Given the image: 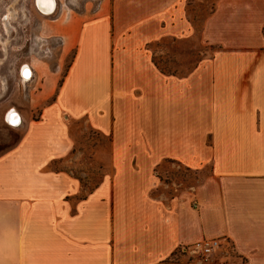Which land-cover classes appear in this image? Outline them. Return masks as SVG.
I'll return each mask as SVG.
<instances>
[{
    "label": "crops",
    "instance_id": "crops-1",
    "mask_svg": "<svg viewBox=\"0 0 264 264\" xmlns=\"http://www.w3.org/2000/svg\"><path fill=\"white\" fill-rule=\"evenodd\" d=\"M205 2L98 0L89 18L40 23L73 56L62 77L26 65L41 110L2 118L21 136L0 155V264H163L212 239L264 264V0ZM190 37L211 54L163 72L149 47ZM73 123L106 142L91 189L65 169L83 155ZM164 168L207 173L186 186Z\"/></svg>",
    "mask_w": 264,
    "mask_h": 264
},
{
    "label": "rangeland",
    "instance_id": "rangeland-1",
    "mask_svg": "<svg viewBox=\"0 0 264 264\" xmlns=\"http://www.w3.org/2000/svg\"><path fill=\"white\" fill-rule=\"evenodd\" d=\"M189 1L198 6L204 0ZM205 1H207L205 10L209 12L210 0ZM35 3L36 0H0V19L9 16V32H5L0 21V155L10 150L21 136V131L16 129L20 122L17 126H10L2 121L5 112L10 109L28 112L35 119L41 110L40 106L32 108V98L39 97L37 93L41 89V82L38 84L31 82L32 78L29 77V81L23 84L20 75L18 77L17 74L19 69L23 65L24 69L28 64L43 63V67L59 71L62 77L73 56L71 53L62 59L59 42L38 33L40 23L43 22L44 27L45 22L60 17L67 21L71 16L81 14L89 18L98 0H56L57 8L52 16L41 15L35 8ZM203 13L202 10L201 14ZM201 14L189 13V18L200 24ZM149 50L155 64L163 72L173 74L189 72L201 58L212 52V49L201 48L196 37L180 41L163 40L150 46ZM46 104L43 103V106ZM71 127L76 142L75 149L83 155L78 164L65 169L72 170L81 184L91 189L99 183L102 173L109 170L108 162L104 161L107 155L106 142L92 131L83 132L79 123H73ZM162 170L163 178L167 181L172 179L186 186H195L207 173V169L198 172L184 170L172 172L166 168ZM237 261L231 245L224 243L208 257L192 255L183 249L177 250L163 264H236Z\"/></svg>",
    "mask_w": 264,
    "mask_h": 264
},
{
    "label": "built area",
    "instance_id": "built-area-1",
    "mask_svg": "<svg viewBox=\"0 0 264 264\" xmlns=\"http://www.w3.org/2000/svg\"><path fill=\"white\" fill-rule=\"evenodd\" d=\"M220 248V242L218 240H204L198 243L191 245L190 247H186L183 251L203 257L210 256L214 251Z\"/></svg>",
    "mask_w": 264,
    "mask_h": 264
},
{
    "label": "bare ground",
    "instance_id": "bare-ground-1",
    "mask_svg": "<svg viewBox=\"0 0 264 264\" xmlns=\"http://www.w3.org/2000/svg\"><path fill=\"white\" fill-rule=\"evenodd\" d=\"M36 7H37L38 11L40 13H42L44 16H51L55 13L56 8H57V4H56V0H36ZM30 76H31L30 72L28 71V69H26L25 74H23V77L28 78ZM14 115H15V113H12L10 115L11 120H13ZM15 120H16L15 122L17 124L18 123V115H17V119H15ZM15 122H11V123L13 125H16Z\"/></svg>",
    "mask_w": 264,
    "mask_h": 264
}]
</instances>
